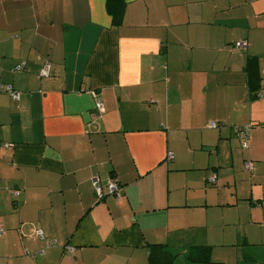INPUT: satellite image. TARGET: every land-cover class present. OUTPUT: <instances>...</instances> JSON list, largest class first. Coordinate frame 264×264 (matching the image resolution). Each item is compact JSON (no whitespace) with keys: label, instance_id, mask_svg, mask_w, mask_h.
<instances>
[{"label":"crops","instance_id":"1","mask_svg":"<svg viewBox=\"0 0 264 264\" xmlns=\"http://www.w3.org/2000/svg\"><path fill=\"white\" fill-rule=\"evenodd\" d=\"M0 83L21 92L0 94V264H224L189 258L208 178L263 204L264 0H0ZM240 232L238 264H264Z\"/></svg>","mask_w":264,"mask_h":264},{"label":"rangeland","instance_id":"2","mask_svg":"<svg viewBox=\"0 0 264 264\" xmlns=\"http://www.w3.org/2000/svg\"><path fill=\"white\" fill-rule=\"evenodd\" d=\"M244 49V48H243ZM247 162H252L254 166L251 170L247 169L248 172H254L255 170V162L253 160H246ZM240 164V163H238ZM243 164V160H242ZM216 175L212 174L211 176ZM210 176V177H211ZM209 177V178H210ZM251 175L249 173H245V175L240 176L238 178L237 183H239L238 191L243 194L245 188H248L246 185ZM242 178V179H240ZM220 183L214 188L213 191L215 193L212 196L211 201L212 204L218 202L219 206L212 210L213 207H203L199 209L200 214L205 215L208 220L212 214V223L210 226V231L208 236H204L201 240L203 245H209L212 247V257L217 260H224V264H238L237 261V248L239 244L237 243V237L241 234L240 231H245L247 233V237L252 241V244L248 246H244L242 243L241 252H258L259 259L264 255V244H262V240H264V200H261V203L255 202L254 199L245 200L240 199L238 205L235 207H230L224 204L228 199L226 198V194L222 192L225 187V183L223 182V175L219 178ZM230 181L233 180L230 178ZM222 189V190H221ZM262 185L260 184L255 189V194L261 192ZM250 193V192H249ZM229 202V201H228ZM210 205V204H209ZM207 228L204 229V233H206ZM243 247H246L244 249ZM213 264H217L216 262Z\"/></svg>","mask_w":264,"mask_h":264},{"label":"trees","instance_id":"3","mask_svg":"<svg viewBox=\"0 0 264 264\" xmlns=\"http://www.w3.org/2000/svg\"><path fill=\"white\" fill-rule=\"evenodd\" d=\"M116 1H122V0H114V5H115V2ZM110 6H111V3H110ZM122 10L121 12L119 13V18L117 19V22L120 23L121 21V17H122ZM49 64L46 63L45 66L43 67L42 71L45 69L46 66H48ZM23 68V65H20L18 66V69L21 70ZM50 75V69L48 71V74L47 75H43L42 76H49ZM0 84H3V83H0ZM5 87L3 89L0 90V94H8L13 100L15 101H20L21 99V96H20V99L17 100L15 99L13 96H12V93L6 89V86H11L12 89L14 91H17L20 93L21 95V92L14 89V87L12 85H8V84H3ZM212 123V122H211ZM210 123V124H211ZM217 123V127L216 128H211V129H220V128H223L224 127V124L222 122H215ZM247 126H250V130H247V131H237V129L239 127H236L234 128V131H235V134L238 136V138H240L241 142H242V147L244 149H249V146H250V132L252 130V125H247ZM245 127V126H244ZM242 128V127H240ZM246 144V146H244ZM173 154V153H172ZM169 159H173L174 158V155L173 157H171L170 155H168ZM95 179V178H94ZM93 179V181H94ZM92 181V182H93ZM119 183V182H118ZM207 183L210 184L211 186H217L218 185V178L216 175H213L211 176L210 178H208L207 180ZM94 184V183H93ZM101 185V184H100ZM95 187V185H94ZM102 187V186H101ZM103 189V188H102ZM109 189V188H108ZM122 190V186L119 184V192L117 193H113V194H110L108 193V195H114L116 197V199L118 200H121L122 198V194H121V191ZM95 192H96V187H95ZM104 192V191H103ZM105 193V192H104ZM107 194L105 193V196ZM98 198V197H97ZM98 200H102V198H98ZM189 258L191 260H194V261H197V262H202V263H211L212 262V247L210 246H195L193 247L191 250H190V253H189Z\"/></svg>","mask_w":264,"mask_h":264},{"label":"built area","instance_id":"4","mask_svg":"<svg viewBox=\"0 0 264 264\" xmlns=\"http://www.w3.org/2000/svg\"><path fill=\"white\" fill-rule=\"evenodd\" d=\"M236 46L239 47V48H247L248 47V42L247 41H240V42L236 43ZM49 68H50L49 65L46 66L45 69L42 71V74L43 75H47L48 71H49ZM4 87L5 86L3 84H0V90L3 89ZM6 89H8L12 93V96L15 99H17V100L20 99V96H21L20 93L17 92V91H14L11 86H6ZM99 107L102 109L103 108V104L100 103ZM210 127L211 128H216L217 127V123L212 122L210 124ZM250 128H251L250 126H245V127H242V128L239 127L237 129V131H243V130L247 131V130H250ZM244 146H246V144ZM169 155L171 157H173L172 153H170ZM246 166H247L248 169H251L253 167L252 162H247ZM93 183H94V185L96 187V196L98 198H102L103 199L105 197V193L103 192V189H102V187L100 185V180L98 178H95ZM108 188H109V193L110 194L119 192V183H118V181L116 179L111 180L109 185H108ZM4 232H5L4 229L0 227V236H2L4 234ZM37 236L40 237V238H43V239L45 238V234H44V232L42 230H37ZM55 244H56V241H54V240H50L47 243L48 246H53ZM69 250L73 251V249H69Z\"/></svg>","mask_w":264,"mask_h":264},{"label":"flooded vegetation","instance_id":"5","mask_svg":"<svg viewBox=\"0 0 264 264\" xmlns=\"http://www.w3.org/2000/svg\"><path fill=\"white\" fill-rule=\"evenodd\" d=\"M39 230H42V229H39ZM43 231V230H42ZM45 234V233H44Z\"/></svg>","mask_w":264,"mask_h":264}]
</instances>
